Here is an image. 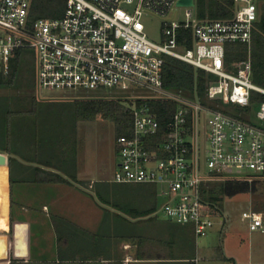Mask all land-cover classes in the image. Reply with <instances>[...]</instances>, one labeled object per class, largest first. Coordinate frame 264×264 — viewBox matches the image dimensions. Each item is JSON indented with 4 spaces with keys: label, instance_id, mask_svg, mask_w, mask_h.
Returning a JSON list of instances; mask_svg holds the SVG:
<instances>
[{
    "label": "built area",
    "instance_id": "obj_1",
    "mask_svg": "<svg viewBox=\"0 0 264 264\" xmlns=\"http://www.w3.org/2000/svg\"><path fill=\"white\" fill-rule=\"evenodd\" d=\"M178 1L67 0L61 17L32 20V0H0V78L10 73L17 52L28 48L35 53L40 97L44 91L57 95L46 99L129 91L132 131L116 139L113 181L155 185L163 201L159 211L191 225L199 238L216 223V208L203 195L210 183L252 182L264 175V126L219 108L246 107L253 91L264 94V86L253 81L251 55L259 6L257 0H235L233 16L218 19L200 18L196 6H187L186 19H166L161 40H152L143 18L167 17ZM233 43L246 44L248 56L228 61ZM167 56L205 71L209 103L197 92L191 96L165 86ZM151 101L174 104L165 127ZM255 116L264 123V101ZM242 218L251 231L264 232V212L244 211Z\"/></svg>",
    "mask_w": 264,
    "mask_h": 264
},
{
    "label": "rangeland",
    "instance_id": "obj_2",
    "mask_svg": "<svg viewBox=\"0 0 264 264\" xmlns=\"http://www.w3.org/2000/svg\"><path fill=\"white\" fill-rule=\"evenodd\" d=\"M257 3L258 11L261 10L262 13L263 2L257 0ZM174 10L176 11H172L167 17L149 14L143 18L146 32L152 40L156 42L161 40L162 25L166 19H186L187 8L185 6L176 5ZM15 93L16 89L0 86V97ZM128 94L129 91L122 89H99L83 91L71 95L69 98H115L125 100L128 104L129 101L125 99V95ZM42 95L45 96H41L44 99L57 96L51 91H44ZM41 105L46 106V103ZM71 106V102L57 101L53 103L54 111L51 114H53L55 121L76 127L78 160L84 164L85 168L90 169L89 171L95 176L97 182L93 184L94 187L92 188H89L88 183L83 184L85 188L89 189V192L79 190L77 186L69 188L64 184L37 186L34 188L37 199L29 201L19 195L18 188L20 185L17 183L14 185L13 219L15 224H18V227H26L31 236L38 235L40 237L39 244L45 248L46 252L38 259L32 255V258L35 259L32 264H102L100 263V256H109L104 246L105 243L118 240L116 239L118 233L111 226L118 217L117 213L126 217L129 215L127 214L129 209L142 210L153 203L143 186H138V188L137 185H124L113 181L119 161L116 150L115 123L101 115L95 119L75 118ZM254 115L252 119L254 118L256 121L257 118ZM257 124L264 126V123L259 121ZM226 180L231 179L210 184H217ZM255 180L258 181L255 183ZM99 182L110 183L116 190L113 198L126 208H119L103 202L96 190ZM248 187L249 189L241 190L233 195L218 193L220 196L218 208L220 210L216 213V223L208 235L197 238L192 237L191 232L189 233L193 245L192 256H198V264H259L261 261L264 263L262 251H255V254L250 253V245L253 242L264 240V233L261 230L251 231L248 223L242 219L244 211L262 210L264 212V177L249 182ZM157 199L160 208L163 201L158 193ZM15 200L17 201L15 202ZM22 203L28 205L29 212L23 209ZM44 203L50 205L51 211L49 213L43 209ZM159 215L160 221L156 218L149 223L148 228H151L149 230L160 233L159 231H162L165 226L174 228V226L166 224L169 219L165 218L163 212L159 211ZM221 216H224V222H220L219 217ZM30 219L32 223L26 221ZM22 221L23 223H21ZM187 226L192 231V226ZM0 236L4 237L5 235L1 232ZM53 244L54 248H52ZM68 244L74 245L73 249L69 250ZM57 246L60 257L68 258L70 255H66L71 254L76 259L72 260L73 262L53 261L55 260L53 259V257L55 258V251L53 250ZM91 258H97L98 261L90 263ZM39 259L43 261L39 262Z\"/></svg>",
    "mask_w": 264,
    "mask_h": 264
},
{
    "label": "trees",
    "instance_id": "obj_3",
    "mask_svg": "<svg viewBox=\"0 0 264 264\" xmlns=\"http://www.w3.org/2000/svg\"><path fill=\"white\" fill-rule=\"evenodd\" d=\"M258 1L263 2V12L260 13L253 32L251 55L253 80L264 86V0ZM196 4L197 14L200 18H230L235 11V0H196ZM66 5L67 0H32L30 17L32 20L42 17H61L65 12ZM187 33L190 34V31ZM247 56L248 47L246 44L233 43L228 46V61H237ZM164 82L166 87L186 95L194 96L197 92L203 103H209L206 99L208 77L205 71L196 69L189 63L167 56L164 66ZM0 86L16 89L15 94L0 97V150L9 153L12 183H15L14 167L20 162V159L56 167L61 171L68 172L70 177L76 178L74 172L79 153L76 127L55 121L51 113L54 111L53 103L57 101L71 102L70 108L75 118L95 119L101 115L112 120L115 123L117 138L129 135L132 131V110L125 100L91 97L41 98L37 93L35 53L31 49L23 48L17 52L11 61L10 73L0 78ZM263 101L264 94L253 91L249 106L221 104L219 108L243 120L257 124V120L254 121L252 117ZM43 103H46V106L41 105ZM151 104L158 113V119L162 126L165 127L170 121L172 111H174V104L167 101H151ZM39 170L44 172L42 180L45 182L67 181L61 174L38 168ZM124 185L143 186L153 202L143 210H139L138 216L153 212L159 207L158 191L155 185ZM248 185L249 181L226 180L210 184L209 188L204 189L203 195L206 200L212 203L218 213L220 210L218 208L220 202L218 193L233 195L241 190L249 189ZM96 190L103 202L119 208H126L113 198L116 190L110 183L99 182ZM120 218L125 220L123 216ZM185 264L195 263L187 262Z\"/></svg>",
    "mask_w": 264,
    "mask_h": 264
},
{
    "label": "crops",
    "instance_id": "obj_4",
    "mask_svg": "<svg viewBox=\"0 0 264 264\" xmlns=\"http://www.w3.org/2000/svg\"><path fill=\"white\" fill-rule=\"evenodd\" d=\"M260 13L259 11V17ZM38 168L61 174L67 181L45 182L42 180L44 172L38 171ZM89 170V168H85L84 164L78 160L74 172L76 173V178H72L69 176L68 172L61 171L56 167L20 159V162L14 167L13 174L15 183H12L9 153L0 150V233L3 232L5 235L4 237L0 236V264H32L35 259H38V257L46 253L45 248L39 244L40 237L38 235L34 234V236H31L26 227H18L19 225L15 224V220L13 219L14 185H16V183L20 185L18 193L27 201L37 199L34 188L46 184H64L69 186V188L77 186L79 190L82 189L89 192V189L85 188L83 184L88 183L89 188H92L94 187L93 184L97 182L95 176H93ZM16 201L17 200H15V202ZM27 206L28 205L22 203L23 209L29 212ZM43 209L48 213L51 211V207L47 203L43 204ZM127 212L126 213L129 215L126 217L123 216L126 221L120 218V213H117V219L112 222L111 226L118 233V238H116L118 240L109 241L108 244L105 243L104 246L109 256H100V263L185 264L187 262H194L198 264V256H192L193 245L192 239L189 237L190 232L192 233V237H196L193 227L191 231L189 226L177 225L169 220L166 224L174 226L175 229L165 226L162 231H159L160 233H156L153 230H149L151 228H148V224L156 220V218L160 221L159 207L153 212L139 216L137 214L139 209H132ZM260 212H262V210ZM221 218H223L224 222V216H221ZM22 220L25 219L22 218ZM26 221L32 223L31 219ZM21 223H23V221ZM68 245L69 250L73 249L74 245ZM52 248H54V244ZM250 250L251 254H255V251L258 250L264 253V240H260V242L258 241L256 243L253 242L250 245ZM53 251H55V255L53 254L55 256V258L53 257V259H55L53 261L55 262H73L72 260L76 259L75 256L72 257L71 254L66 255H70L68 258L65 256L60 257L58 246L55 247ZM32 255L35 259L32 258ZM41 261L43 260L39 259V262ZM89 261L93 263L98 260L97 258H91ZM36 262H38V260H36ZM260 263H263V261Z\"/></svg>",
    "mask_w": 264,
    "mask_h": 264
},
{
    "label": "water",
    "instance_id": "obj_5",
    "mask_svg": "<svg viewBox=\"0 0 264 264\" xmlns=\"http://www.w3.org/2000/svg\"><path fill=\"white\" fill-rule=\"evenodd\" d=\"M177 6L195 7L196 2H195V0H179L177 2ZM133 7H134V5H133Z\"/></svg>",
    "mask_w": 264,
    "mask_h": 264
}]
</instances>
